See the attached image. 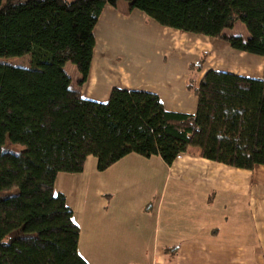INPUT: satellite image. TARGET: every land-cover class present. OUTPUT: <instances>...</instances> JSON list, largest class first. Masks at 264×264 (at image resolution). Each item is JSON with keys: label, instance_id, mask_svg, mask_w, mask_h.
Here are the masks:
<instances>
[{"label": "trees", "instance_id": "1", "mask_svg": "<svg viewBox=\"0 0 264 264\" xmlns=\"http://www.w3.org/2000/svg\"><path fill=\"white\" fill-rule=\"evenodd\" d=\"M162 26L223 39L264 57V0H126ZM117 0H0V59L30 54L31 65L0 60V264H89L60 173L100 171L130 153L171 165L191 147L237 168L264 166V75L210 68L191 82L196 111H169L144 90L114 87L107 101L82 96L95 28ZM242 22L250 37L224 33ZM202 58L191 64L203 69ZM23 145V149L16 146Z\"/></svg>", "mask_w": 264, "mask_h": 264}, {"label": "crops", "instance_id": "2", "mask_svg": "<svg viewBox=\"0 0 264 264\" xmlns=\"http://www.w3.org/2000/svg\"><path fill=\"white\" fill-rule=\"evenodd\" d=\"M126 18L153 30L142 46L125 39ZM106 28L115 31L113 43L102 40ZM95 39L87 81L74 85L71 76L88 99L107 101L114 87L144 90L157 94L169 111L193 114L198 99L191 82L218 68L216 38L162 26L137 9L107 5ZM149 40L154 49L148 52ZM199 40L209 45V55L198 72L187 49ZM255 62L227 72L263 78L264 57ZM97 163L90 156L83 172L60 173L55 182L74 211L78 251L89 264H264L263 165L233 167L204 158L196 147L171 165L137 153L104 171Z\"/></svg>", "mask_w": 264, "mask_h": 264}, {"label": "rangeland", "instance_id": "3", "mask_svg": "<svg viewBox=\"0 0 264 264\" xmlns=\"http://www.w3.org/2000/svg\"><path fill=\"white\" fill-rule=\"evenodd\" d=\"M117 6L121 11H128L130 10L129 7V3L126 0H117ZM138 13H140L139 11H137ZM120 22H118L119 24ZM114 27V26H113ZM114 29H104L103 30V37L102 40L106 41V43H113L112 39H111V33L112 35H114ZM224 33L227 34L228 36L230 35H241L242 37H244V39H248L250 37L245 25L238 21L236 22V24L234 25L233 28L231 29H225ZM151 35L153 34V30L148 28L147 26H145L141 20H139L138 22L136 20H128L126 18V20L124 19V37L125 39H131V41H133L134 43H138L139 42V46L145 42L146 39V35ZM152 39V37H151ZM187 39H189V37L187 36ZM218 42L216 45H214L215 47V53H216V57H213L214 63H216V65L218 66L217 69L219 70H224V71H229L232 70L234 65L237 64V66H241L242 62L245 61H249L250 65L252 64L253 66H256V62H255V57H259V55L256 54H252L249 52H245V51H241L238 49L233 48L227 41L223 40V39H218ZM153 40V39H152ZM154 42L149 40V44L147 45V51H151L152 49H154V45L152 44ZM194 42H192L190 44V47L192 48V50H188V57H189V53L192 51V54H195V57L193 59V63H196L198 60L204 58L205 60L203 61V67L206 64V60L208 58V52H207V48H209V45L203 41V40H199L196 42V44H194L197 48V50L194 48L193 46ZM142 46V45H141ZM198 46V47H197ZM146 51V52H147ZM244 53V55L242 54ZM250 56H255V57H250ZM169 58V56H168ZM1 61L7 62V63H11L13 65L16 66H25L28 67L29 65H31V56L30 54H25L22 56H16V57H9V58H1ZM196 61V62H195ZM211 63V62H210ZM75 65L68 62L65 66L66 71L74 78V85L78 84V78L79 76H81L80 72L74 67ZM216 66V67H217ZM74 68V72L72 71ZM199 72V71H198ZM75 76H77V79L75 78ZM79 86V84H78ZM18 149H23L24 146L18 144L16 146Z\"/></svg>", "mask_w": 264, "mask_h": 264}]
</instances>
